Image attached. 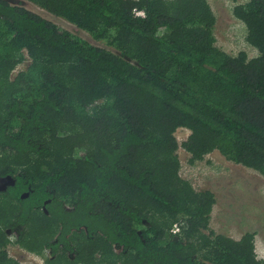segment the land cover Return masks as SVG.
Listing matches in <instances>:
<instances>
[{
	"label": "trees",
	"instance_id": "trees-1",
	"mask_svg": "<svg viewBox=\"0 0 264 264\" xmlns=\"http://www.w3.org/2000/svg\"><path fill=\"white\" fill-rule=\"evenodd\" d=\"M26 1L109 49L0 0V264H20L10 245L43 264H264L255 234L211 229L215 195L178 155L264 178V0L233 10L253 59L217 47L208 0Z\"/></svg>",
	"mask_w": 264,
	"mask_h": 264
},
{
	"label": "rangeland",
	"instance_id": "rangeland-1",
	"mask_svg": "<svg viewBox=\"0 0 264 264\" xmlns=\"http://www.w3.org/2000/svg\"><path fill=\"white\" fill-rule=\"evenodd\" d=\"M13 5L22 6L44 19L62 27L74 36L94 46L108 48V41L96 40L89 33L80 30L66 20L56 17L26 0H8ZM250 0H208L216 16V45L231 56L241 52L247 53L250 59L259 56L246 37L245 25L235 18L233 10L238 5ZM28 64L20 66L14 76L24 70ZM190 135L188 130L181 129L176 137L180 143ZM181 176L198 190L211 191L216 198L211 218V229L220 235L239 240L246 233L255 234L256 252L264 260V178L254 170L226 160L215 152L202 162L191 165L190 155L179 149ZM10 255L23 264H43V261L16 245L8 247Z\"/></svg>",
	"mask_w": 264,
	"mask_h": 264
},
{
	"label": "water",
	"instance_id": "water-1",
	"mask_svg": "<svg viewBox=\"0 0 264 264\" xmlns=\"http://www.w3.org/2000/svg\"><path fill=\"white\" fill-rule=\"evenodd\" d=\"M14 183L15 181L11 176H0V193L6 191V189Z\"/></svg>",
	"mask_w": 264,
	"mask_h": 264
},
{
	"label": "flooded vegetation",
	"instance_id": "flooded-vegetation-1",
	"mask_svg": "<svg viewBox=\"0 0 264 264\" xmlns=\"http://www.w3.org/2000/svg\"><path fill=\"white\" fill-rule=\"evenodd\" d=\"M14 181H15V180H14ZM14 184H15V183H14ZM14 184H13V185H14ZM13 185H12V186H13ZM9 187H11V186H9ZM9 187H8V188H9ZM8 188H7V189H8ZM7 189H6V190H7ZM1 193H2V192H1ZM19 248H20V247H19ZM20 249L26 251L27 253H29V254H31V255H33V256H35V257L40 258V259L43 261V258H42V257L37 256V255H35V254H33V253H30V252H28L27 250H25V249H23V248H20ZM9 254H10V253H9ZM10 256H11V255H10ZM11 257H12V256H11ZM12 258H13L14 260H16L17 262H19L20 264H23L22 261H19L18 259L14 258V257H12ZM43 262H44V261H43Z\"/></svg>",
	"mask_w": 264,
	"mask_h": 264
},
{
	"label": "built area",
	"instance_id": "built-area-1",
	"mask_svg": "<svg viewBox=\"0 0 264 264\" xmlns=\"http://www.w3.org/2000/svg\"><path fill=\"white\" fill-rule=\"evenodd\" d=\"M136 16L137 17H145V14L143 12H136ZM178 231H179V229L177 228V226H175V230L173 232L177 233Z\"/></svg>",
	"mask_w": 264,
	"mask_h": 264
}]
</instances>
